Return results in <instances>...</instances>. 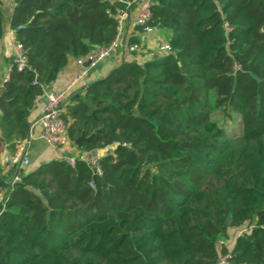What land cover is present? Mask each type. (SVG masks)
Returning <instances> with one entry per match:
<instances>
[{"label": "trees", "instance_id": "16d2710c", "mask_svg": "<svg viewBox=\"0 0 264 264\" xmlns=\"http://www.w3.org/2000/svg\"><path fill=\"white\" fill-rule=\"evenodd\" d=\"M132 1L13 0L25 64L11 60L0 91L8 148L27 138L43 87L70 56L108 46ZM150 9L171 52L124 60L70 95L68 140L106 149L100 172L76 156L23 173L0 207V264H264V0ZM232 228L246 230L217 247Z\"/></svg>", "mask_w": 264, "mask_h": 264}, {"label": "built area", "instance_id": "2783aa9c", "mask_svg": "<svg viewBox=\"0 0 264 264\" xmlns=\"http://www.w3.org/2000/svg\"><path fill=\"white\" fill-rule=\"evenodd\" d=\"M115 1V0H109ZM130 5H132L130 7ZM151 0H133L131 3H126L124 9L118 11L116 15L117 27L116 35L113 41L106 47H93L85 55L75 58L78 71L64 84V86L56 91L44 92L45 102L42 106L39 115L30 122L29 131L33 128L39 130V137L43 139L47 145L57 150L63 147L69 140L67 136L66 123L61 117L63 107L70 95L82 87L87 78L89 71L99 62L107 58L114 50L122 49L127 55L126 60L136 59L145 60L152 58L158 53H169L171 47L169 45V38L161 41L156 46L154 53L150 49H146L143 44L144 39L150 31H155V38L157 28L151 27L148 23L151 19L152 12L150 9ZM225 29L228 28L226 23H223ZM145 34V35H143ZM136 37V41L130 39ZM12 61L15 63L17 69H21L25 64V56L21 45L14 41V32L11 43ZM124 61V60H123ZM87 64V66H85ZM11 65L7 69V75ZM21 140L11 155H4L0 158V163L8 169L12 170V178L7 187L0 188V207L3 208L8 199V190L21 180V176L26 172V166L29 162L27 147L30 142V136ZM7 144H5V147ZM82 158V155H79ZM99 156L92 157L88 163L92 166L93 174H99V168L96 161ZM65 161L74 165L75 157H63ZM92 186V183H90ZM242 229L240 232L245 231ZM239 232V233H240ZM215 264H231L227 256L218 258Z\"/></svg>", "mask_w": 264, "mask_h": 264}, {"label": "crops", "instance_id": "0c3cea01", "mask_svg": "<svg viewBox=\"0 0 264 264\" xmlns=\"http://www.w3.org/2000/svg\"><path fill=\"white\" fill-rule=\"evenodd\" d=\"M13 8V0H0V13L2 15V35L0 37V91L2 88V84L6 79L7 69L12 60L11 55V43L13 30L10 28L8 23V18L12 12ZM164 29H158L155 38H148L143 40V44L146 49H150L153 51L161 41L169 38V32H167L164 36H160L159 32ZM129 58V57H128ZM127 55L122 49L114 50L107 58L99 62L96 66L90 69L89 77L86 80V83L94 80L96 78L101 77L106 74L113 67L121 63L123 60L128 59ZM78 71L77 65L75 63V58L69 57L66 65L57 73L55 79L50 82L48 85L43 87V92L40 96L35 99L34 106L31 109L28 120L31 122L34 118H36L41 112L42 106L45 102L44 92L56 91L61 89L64 84ZM85 83V84H86ZM30 142L27 147L28 159L29 162L26 166V172L34 169L38 165L45 163L47 161L53 159H59L63 157H76L82 155L84 152H81L78 148H76L75 144L68 141L63 147L53 150L51 149L47 143L39 137V130L37 128H33L29 131ZM21 140L14 141V145L12 148H8L10 143L4 141V139L0 136V158L4 155H11L16 147V143L18 144ZM5 144L7 146L5 147ZM2 168V175L5 183H9L12 178V170L5 167L0 163Z\"/></svg>", "mask_w": 264, "mask_h": 264}, {"label": "water", "instance_id": "95a60500", "mask_svg": "<svg viewBox=\"0 0 264 264\" xmlns=\"http://www.w3.org/2000/svg\"><path fill=\"white\" fill-rule=\"evenodd\" d=\"M143 35H145V34H143ZM154 35H155V31H150L149 33L146 34V36L149 38H153ZM84 42L87 43L88 40L85 39ZM85 66H87V64H85ZM89 138H90V136L85 137L83 134H81L79 137L76 138V140L74 141V144L78 145L79 142L87 141ZM105 151H106V149H99V150L93 151V152H85L82 154V159L85 160L86 162H89L92 157L101 156L104 154Z\"/></svg>", "mask_w": 264, "mask_h": 264}, {"label": "rangeland", "instance_id": "374dc122", "mask_svg": "<svg viewBox=\"0 0 264 264\" xmlns=\"http://www.w3.org/2000/svg\"><path fill=\"white\" fill-rule=\"evenodd\" d=\"M167 31L164 29L162 30V32H159V35L164 36L165 33ZM4 178H6V176H4ZM9 183L6 182V185H8ZM240 232V230L236 229V228H232L229 230L228 235L226 238H219L218 242H217V247H220L222 245L226 246V247H230L234 241V237Z\"/></svg>", "mask_w": 264, "mask_h": 264}]
</instances>
